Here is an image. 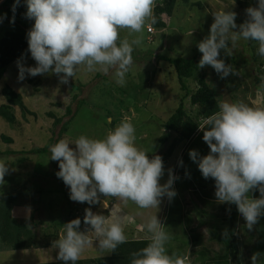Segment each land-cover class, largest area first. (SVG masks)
<instances>
[{"label":"rangeland","instance_id":"obj_1","mask_svg":"<svg viewBox=\"0 0 264 264\" xmlns=\"http://www.w3.org/2000/svg\"><path fill=\"white\" fill-rule=\"evenodd\" d=\"M160 2L163 0H156V6ZM2 3L3 1L0 5ZM194 3H200L201 7H194ZM255 6L257 0H188V3L180 1L172 18L163 16L169 24L167 29L155 28L156 33L153 35L148 34L147 27L144 29L142 44L134 46V63L126 75V84L123 87L115 83L111 74L83 71L78 72L74 78H69L68 84L61 83L59 77L52 73L35 77L26 74V78L21 81L18 79V61L15 62L6 70L0 71V106L6 102L2 92L9 86L23 95L27 108L35 114V117L26 118L22 111L16 108L18 124L14 127L0 117V136L6 135L15 141L12 145L1 143L0 151L18 153L49 149L54 144V140L63 137L70 141L81 135L102 139L107 131L114 129L124 117L130 118L136 129L137 147L147 150L150 158L160 155L163 159L165 174L160 183L167 182L168 169H172L173 175L177 177L173 185L177 195L171 201L167 197L163 198L156 213L173 237L166 245L169 253L175 251L180 255H187L191 264H216L219 262L217 258L226 253L224 244L217 236L223 234L225 230L228 233L231 205L232 208L237 207L234 204L217 201L215 208H208L202 201L217 199L215 181L211 178H203L197 163L189 156V151L193 149L197 150L201 157L209 153L210 149L203 141V131L191 141L184 140L179 143L173 153L170 150L179 139L177 134L171 133L167 143L160 142L165 132L162 126L177 109L184 92L175 68L159 57L201 59L202 53L199 52L197 44L209 35L214 19L212 12L221 9L234 11L237 13L236 22L239 25L247 19L245 10ZM5 13V10H0V16H4L0 22V40L7 32L14 29V25L31 28L34 24V20L26 17L22 20L15 19L12 23L13 17ZM151 27L154 28L153 25ZM125 35H127L126 31L121 32L122 37ZM257 48L255 41L240 40L231 56H226L221 50L220 58L239 70V75H229L221 79L211 66H205L201 70L205 73L209 85L215 90L219 101L243 100L249 106H264V87H261L262 83L256 82L261 69H264L261 67L264 57L258 54ZM232 60L238 63H233ZM19 62L26 67L36 66L33 58L21 59ZM260 77L264 78L263 75ZM188 85L190 89L198 87L194 81H189ZM76 96L78 98L75 100ZM70 106L74 117L73 115L68 117L66 114ZM186 107L188 111H193L189 100L186 101ZM50 113L56 118H63L64 123L68 122L65 136H60L63 124L55 129V119ZM110 116L111 120L107 121ZM112 118L117 120L114 125L110 123L113 121ZM50 155L48 152L42 155H16L12 157L13 160L7 157L2 159L8 163L9 172L4 177L5 183L0 185L1 194H18L24 190V186L33 187L34 182L40 185H36L35 189L31 188L26 198H20V205L13 211V215L19 221L31 226L36 234L38 246L26 251H9L0 244V264L64 262L57 259L58 249L53 247V242L62 234L63 225L72 219H81V231L90 227L84 225L81 218V215L84 217L86 208H91L93 213L107 216L111 208L119 204L131 217L125 228L128 240L145 239L146 233L141 230L145 217L137 216L136 213L143 211L147 216L154 214L155 209L140 210L131 202L124 205L114 198L103 195L100 196L99 203L92 205L70 200L69 188L56 176L59 171L58 162L52 161ZM20 156L26 157L24 166L19 164ZM12 162L17 167H11ZM23 167L24 169H21ZM36 167L40 172L35 174ZM8 176L12 179L11 182H7ZM37 186H42L41 190H44V193L32 195V190L40 189ZM209 191L212 193L209 194ZM250 195L254 198L260 196L258 190L251 192ZM188 199L190 200L187 201ZM189 202L194 208L188 205ZM222 207H225V211ZM204 209L209 215L202 214ZM187 214L189 217H185ZM239 218L241 219L239 236H242L244 241L250 242L248 254L245 255L246 264H251V248L254 246L250 241L251 235L258 233V227H262L264 233V216H261L253 226L251 235L246 236L242 229L243 226L246 227V222L240 214ZM192 229H196V232L192 233ZM213 230L218 234L214 236ZM193 237L197 240L202 237L201 243L195 241ZM97 244L98 241L86 249L80 259L112 255V253L99 252ZM260 264H264V259Z\"/></svg>","mask_w":264,"mask_h":264},{"label":"clouds","instance_id":"obj_2","mask_svg":"<svg viewBox=\"0 0 264 264\" xmlns=\"http://www.w3.org/2000/svg\"><path fill=\"white\" fill-rule=\"evenodd\" d=\"M25 2L24 15L34 20L27 32V43L36 66L26 67L18 61L21 81L26 74L35 77L52 73L61 83L68 84L69 78L83 71L111 74L115 83L123 87L134 63V46L142 44L144 29L154 30L149 35L156 33L151 27L157 23L156 0ZM19 4L20 0H15L13 13ZM245 12L247 19L239 25L234 11L212 12L209 35L197 44L202 53L198 68L211 66L221 79L239 75V70L220 56L221 50L231 56L240 40L255 41L258 54L264 57V0H257V6L248 7ZM3 19L0 16V22ZM14 20L13 15L11 22ZM124 31L127 35L122 37ZM217 107L198 125L209 153L201 157L193 149L189 156L197 163L203 178L215 181L217 201L234 204L251 231L264 216V106H249L243 100H221ZM136 139L134 124L124 117L102 139L81 135L74 141L58 140L49 147L50 159L58 162L56 176L69 188V198L74 202L92 205L99 203L103 195L124 205L131 202L140 210H156L147 216L143 211L136 213L145 217L141 230L146 233L148 243L130 253V264H191L187 255L169 253L166 245L172 234L156 215L163 198L171 201L177 195L173 187L177 177L168 169V180L161 184L165 174L162 157L150 158L147 150L137 147ZM8 172V163L0 160V185L5 183ZM256 190L259 198L250 195ZM130 219L119 204L107 216L86 208L83 223L90 227L81 231L80 218L65 223L62 234L53 242L58 249L57 259L77 264L86 249L97 241L99 252H114L128 241L125 228ZM223 235L227 238V230ZM261 256L264 253H253L251 264H259Z\"/></svg>","mask_w":264,"mask_h":264},{"label":"trees","instance_id":"obj_3","mask_svg":"<svg viewBox=\"0 0 264 264\" xmlns=\"http://www.w3.org/2000/svg\"><path fill=\"white\" fill-rule=\"evenodd\" d=\"M1 1H3V3L0 5V8L5 10V15L9 17H13L14 15L15 19L18 20H22L25 18L24 14L27 11L25 0H20V4L17 6L15 13H13L12 11L15 0H0V2ZM180 1L188 3V0H163V2H160L155 7L154 14L157 18V23L153 25L154 28L159 30L168 28L169 24L166 20H164L163 16L172 18L175 12V8ZM193 5L194 7H201L200 3H194ZM29 30V27L23 28L20 25H14V29L10 32H7L6 35L0 40V71L6 70L12 64L21 59L32 58L30 52L28 51L27 43V32ZM159 58L166 61L173 68H175L179 84L181 85V89L184 92L177 109L162 126L165 132L164 136L160 139L161 143H167L169 137L171 136V133H175L178 135V141H176L175 146H173L170 150L173 153L179 143L183 142L184 140L191 141L193 138L200 134L201 131L198 130V125L202 123L203 118L218 110L217 105L219 103V97L217 96L213 87L209 85L205 73H202V69L197 67L200 58ZM232 62L236 64L238 63V61L236 60H232ZM261 67L264 68V63L261 64ZM260 75L264 76V69H261L259 77L256 78V82L258 84L262 83V77H260ZM189 81L196 82L198 87L195 89H190L188 85ZM2 94L5 97L6 102L2 106H0V117H2L9 125L14 127L18 124L17 116L15 113L16 108L20 109L23 113V116L26 118L28 116L35 117V114L27 108L23 95L16 92L13 88L9 86L5 87ZM77 98L78 96H76L74 99L76 100ZM187 100L190 101V105L193 111H188L186 107ZM66 114L68 117H72V115L74 114L72 112L71 106L68 108ZM50 116L55 119V129L63 124L60 136H65V133L68 131V122L64 123L63 118H56L52 113H50ZM74 116L75 115H73V117ZM115 122H117V120L115 121L113 119V121L110 123L111 125H114ZM55 129L53 130L56 131ZM58 140H54V144ZM1 143L12 145L15 143V141L11 137L2 135L0 136V144ZM48 152V148L37 149L30 152L21 151L18 153L11 151L4 152L1 150L0 159L2 160L3 158L7 157L13 160L12 157L16 155H42L47 154ZM28 160H30L29 157ZM18 161L20 165L24 166V164L26 163V157L20 156V159H18ZM11 167L17 166L12 162ZM21 169H24V167ZM39 172L40 171L37 170L36 167L35 174ZM39 179H41V177H39ZM11 181L12 179L8 176L7 182ZM36 185L40 184L38 182H34L33 187L24 186V190L18 192V194L0 193V244L3 246V248H6V250L26 251L38 246V243H36V234L31 229V226L22 221H19L13 215L14 208L20 205L19 199H23L29 196L31 191L30 189H35ZM38 188L40 189L32 190L31 194L34 195L35 193L39 195L44 193V190H41L42 186ZM46 192L49 193V191L47 190ZM206 200L208 201H202L206 203L205 205L208 208H215V203L212 201V199ZM222 209L224 210L225 207H222ZM205 210L206 209L202 210V214H209V212ZM230 211V219L228 224V226L230 225V228L228 229L227 238L223 234L217 236V238L224 244L226 253L221 257H218V255H216V257H218L217 259L219 260V262H216V264H246L245 255L249 251L248 249L250 242H246L247 240L244 241V238L242 236H239L241 219L239 218V212L237 208L231 207ZM81 218H84L83 215H81ZM199 224L202 225L201 222H199ZM216 228H218L217 225ZM242 229L245 231V236L251 235L250 232L252 230L249 231L245 226H243ZM257 231L258 233L256 235H251L252 238L250 241L252 242V245H254L251 248L252 254L255 252L264 253V233L262 232V227H258ZM191 232H196V229H192ZM213 234L215 236L218 233H215L214 231ZM200 238L198 240L197 238H194V240L201 243L200 241H202V239ZM246 239H248V237ZM147 243L148 241L146 239L128 240L127 243L118 246V248L114 252H112V255L109 257L80 259L79 261H77V264H130V253L145 247ZM263 259L264 256H261L259 264ZM50 264H65V262ZM67 264H71V262H67Z\"/></svg>","mask_w":264,"mask_h":264},{"label":"crops","instance_id":"obj_4","mask_svg":"<svg viewBox=\"0 0 264 264\" xmlns=\"http://www.w3.org/2000/svg\"><path fill=\"white\" fill-rule=\"evenodd\" d=\"M191 193V192H190ZM212 193V191H209V194H211ZM187 196V195H186ZM216 198V197H215ZM190 199H188L187 201H189ZM212 201L215 203V204H217V199H212ZM190 203V202H189ZM227 204V203H226ZM188 205H192L191 203L190 204H188ZM192 207H193V205H192ZM232 207V206H231ZM194 208V207H193ZM205 211H207V210H205ZM203 212V211H202ZM207 215H209V214H207ZM207 215H204V216H207ZM203 216V217H204ZM185 217H189V214H187V216H185ZM206 223V222H205ZM208 223V222H207Z\"/></svg>","mask_w":264,"mask_h":264},{"label":"built area","instance_id":"obj_5","mask_svg":"<svg viewBox=\"0 0 264 264\" xmlns=\"http://www.w3.org/2000/svg\"><path fill=\"white\" fill-rule=\"evenodd\" d=\"M148 32H149V33H153V32H154V30L151 28V31H149V30H148Z\"/></svg>","mask_w":264,"mask_h":264}]
</instances>
